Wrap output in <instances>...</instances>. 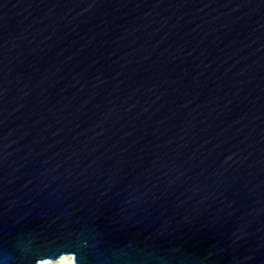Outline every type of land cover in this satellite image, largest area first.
Segmentation results:
<instances>
[{
	"label": "water",
	"instance_id": "obj_1",
	"mask_svg": "<svg viewBox=\"0 0 264 264\" xmlns=\"http://www.w3.org/2000/svg\"><path fill=\"white\" fill-rule=\"evenodd\" d=\"M264 264V0H0V264Z\"/></svg>",
	"mask_w": 264,
	"mask_h": 264
},
{
	"label": "bare ground",
	"instance_id": "obj_2",
	"mask_svg": "<svg viewBox=\"0 0 264 264\" xmlns=\"http://www.w3.org/2000/svg\"><path fill=\"white\" fill-rule=\"evenodd\" d=\"M45 264H74L70 256H64L58 261L45 263Z\"/></svg>",
	"mask_w": 264,
	"mask_h": 264
}]
</instances>
